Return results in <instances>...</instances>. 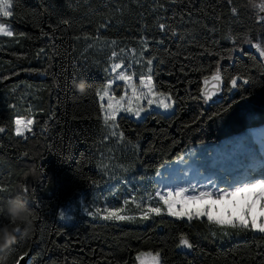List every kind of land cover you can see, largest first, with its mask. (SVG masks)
<instances>
[{"label": "trees", "instance_id": "16d2710c", "mask_svg": "<svg viewBox=\"0 0 264 264\" xmlns=\"http://www.w3.org/2000/svg\"><path fill=\"white\" fill-rule=\"evenodd\" d=\"M261 3L182 0L153 12L156 0H13V15L1 19L15 35L0 36V127L5 128L0 187L7 189L0 200L22 191L36 219L28 237L17 234L16 243L0 254L3 264H15L30 249L29 264H151L148 254L161 250L163 264H264V234L229 230L223 235L215 228L213 236L205 217L189 224L163 209L160 216L141 220L132 206L127 214L136 217L132 221L88 214L104 206L122 208L133 197L163 207L155 200L160 168L238 133L246 132L243 141L259 151L250 130L264 126V61L240 40L264 41V25L257 22L264 16ZM157 15L176 27V36L159 31ZM229 32L238 37L231 59ZM142 35L149 47L145 59L158 57L153 83L177 103L168 115L152 111L140 121L118 117L119 130L138 143L133 148L127 140L118 143V136L105 138L95 91L111 78L112 62L131 65L135 76L147 71L129 58L131 53L140 60ZM112 51L118 59L110 60ZM217 61L224 77L221 98L211 104L193 99ZM238 73L251 82L239 80L230 90L227 81ZM81 78L90 84L83 96L72 87ZM17 118L34 121L23 137L15 135ZM262 170L245 172L258 177ZM114 182L116 191L110 192ZM0 222L6 221L0 217ZM181 233L193 249L177 247Z\"/></svg>", "mask_w": 264, "mask_h": 264}, {"label": "snow or ice", "instance_id": "6c2138e0", "mask_svg": "<svg viewBox=\"0 0 264 264\" xmlns=\"http://www.w3.org/2000/svg\"><path fill=\"white\" fill-rule=\"evenodd\" d=\"M182 0H167V3H162L160 0H156L153 12L157 10L165 9L168 6L176 5L181 3ZM231 3V0H229ZM13 0H0V17H11L13 15ZM260 12L264 13V3L260 4ZM233 15L238 14L237 8H232ZM205 15L207 13L205 12ZM164 17L157 15L156 23L158 29L161 33L167 34L169 31L173 36L177 35L176 27L164 22ZM183 19V16H181ZM258 23L264 25V16H261ZM68 23V21H64ZM105 25L101 24L100 27ZM213 28L211 31H215ZM46 34V33H45ZM0 35L6 37H13L15 34L9 23L0 22ZM20 33V36H23ZM79 39V37H75ZM182 40L184 36L180 37ZM228 39L232 40L233 48L229 50V59L233 58L232 53L238 51L236 44L238 37L232 36L229 32ZM141 42L143 44L142 51L140 53V60L136 63L140 64L141 67H146L147 71L141 72L139 76V84L134 82L135 73L129 74L125 68L122 67L123 61L112 62L111 72L114 73V79H109L106 84L102 87H98L95 91V95L100 99V113L102 114L103 127L108 129V136L117 137L118 143L127 140V143L132 144V141L127 139L126 133L119 130L118 124V114H127L128 117H136L138 119H144L145 115L150 114V110L153 105L157 108H162L164 110H170L173 108V104L177 103L174 97L168 92H161L157 90V86L153 83V68L154 62L158 59L156 56H148L145 59V54L149 51L148 41L141 36ZM242 44H248L251 48L255 49L259 54V59L264 61V41L253 43V41L248 37L244 36L240 40ZM112 45L116 44V41H111ZM93 45H89L92 47ZM43 52V49L40 50ZM121 51H124L121 49ZM135 52V49H132ZM112 58L118 59V54L116 51H112L110 60ZM255 60V57H250ZM143 61V63H141ZM163 63V61H160ZM127 67H131L128 65ZM264 67V65H261ZM119 70V71H118ZM107 71V69H106ZM41 74H47L46 71ZM6 79V77H5ZM251 77L244 73H238L236 75H231L227 81L230 85V90L238 87V81L243 80L244 84L251 82ZM124 82V94L114 95L113 86L114 81ZM55 85V81L53 82ZM224 83V77L222 75V66L220 62L217 61V67L212 72L211 77H204L205 87L200 89L199 97H192L193 99H202L204 103H208L211 98L216 95L217 91L221 90V85ZM107 101L105 105L103 101ZM15 124V135L17 137H23L26 132L32 131V125L34 121L29 118H17L14 121ZM5 132V128L0 127V133ZM141 133H137V141L139 140ZM133 148L138 147L137 144H132ZM262 169H264V164H262ZM226 187L218 188L215 186L213 181H209L208 185H201L197 189L196 185H191L188 188L178 187L175 190L167 189L166 194H161V192H156V197H158L161 206H151L143 205L142 203H137L135 197L131 201L125 200L123 208H115L112 210L105 209L107 213L102 217L104 220H116V221H132L136 217L132 215L125 214L127 211V206L132 203L139 210V218L141 220H148L152 215L160 216L163 209H167V215L170 217H175L178 220L186 219L189 224L194 220H201L202 217H206L213 236L216 235L215 228H218L223 235H228L229 230L234 231H253L264 234V170L261 174L257 176H249L242 180H237L234 182H225ZM5 187H0V193L6 191ZM186 193H191L186 195ZM152 199V197H149ZM176 209V210H174ZM183 209V210H179ZM89 215H99V210L95 213L89 211ZM177 247H183L186 249H193L195 247L194 243L191 242L190 237L181 233L179 235V243ZM22 256H27L28 253L25 251L21 253ZM151 257V264H163L162 250L157 251L154 255L149 253ZM139 259V257H138ZM16 264H20L19 260Z\"/></svg>", "mask_w": 264, "mask_h": 264}, {"label": "rangeland", "instance_id": "374dc122", "mask_svg": "<svg viewBox=\"0 0 264 264\" xmlns=\"http://www.w3.org/2000/svg\"><path fill=\"white\" fill-rule=\"evenodd\" d=\"M1 19L5 20L6 18L0 17V22H3L1 21ZM129 55L130 64H132L133 66L135 65L136 67H141L140 64L136 63V61L139 60L138 57L134 56L131 53ZM141 63L143 62L141 61ZM122 67L125 68V70L129 74L134 73L133 67H125L123 65ZM143 68L144 67H141V69ZM110 73L112 74L110 79H114L115 74L111 72V69ZM139 76L140 75H134L133 77L136 84H139ZM203 87H205L204 83L202 88ZM112 91L114 95H123L124 82L115 80ZM222 92L223 84L221 85V90L217 91L216 95H214L206 104H211L215 101H218L221 98ZM98 101L99 103H101L99 98ZM103 103L106 105L107 101L105 100L103 101ZM152 111H157L168 115L174 111V104L173 108L167 111L162 108H157L155 105H153L150 112ZM120 115L127 116V114H118V117ZM142 115L146 116L147 114ZM130 118L136 121L141 120L134 116ZM106 131L108 134L107 128ZM250 132L255 139L256 146L262 154V158L259 151L252 144H250L249 141H243V137H245L246 132H241L236 136L225 139L218 144L210 145L209 147H205L204 149L193 150V153H191L187 159L181 157L171 164H167L160 168L155 177V180L157 182V191L161 192V194H166L167 189L175 190L178 187L188 188L191 185H196L197 189H199L201 185H208L209 187H213V185L209 184L210 180L214 182L215 186L221 188L219 184L226 185L225 182H234L249 177L250 173L245 172V170L251 171V169H259L262 166V159H264V126L256 129H251ZM202 168L205 170V172L202 170ZM243 168L246 169L243 170ZM226 174H228V176H226ZM109 188L110 192L116 191V183H110ZM188 194L191 193H186V195ZM128 200L131 201L132 199ZM155 200L159 202L156 195ZM147 205L149 204L147 203ZM130 206L135 207V204L130 203V205L127 206V211L125 214H128V208H131ZM123 207H125L124 204ZM105 209L109 208L104 206L102 209L96 208L95 211L99 210V212H101L100 215L104 216L107 214L105 212ZM255 233L261 234L258 232ZM142 260L145 259L142 258Z\"/></svg>", "mask_w": 264, "mask_h": 264}, {"label": "clouds", "instance_id": "9594fccd", "mask_svg": "<svg viewBox=\"0 0 264 264\" xmlns=\"http://www.w3.org/2000/svg\"><path fill=\"white\" fill-rule=\"evenodd\" d=\"M72 87L79 95H87L90 84L85 78L72 81ZM0 254L16 243L17 234L28 237L36 219L34 209L29 207L28 197L21 191L5 200H0ZM0 264L3 260L0 259Z\"/></svg>", "mask_w": 264, "mask_h": 264}, {"label": "water", "instance_id": "95a60500", "mask_svg": "<svg viewBox=\"0 0 264 264\" xmlns=\"http://www.w3.org/2000/svg\"><path fill=\"white\" fill-rule=\"evenodd\" d=\"M221 96H222V94H221ZM180 249H181V251H185V252L188 251V249L183 248V247H181ZM27 253H28L27 256H21L18 259L20 264H29L30 263V260H31V257H32V250L30 249Z\"/></svg>", "mask_w": 264, "mask_h": 264}, {"label": "crops", "instance_id": "0c3cea01", "mask_svg": "<svg viewBox=\"0 0 264 264\" xmlns=\"http://www.w3.org/2000/svg\"><path fill=\"white\" fill-rule=\"evenodd\" d=\"M264 160V159H263Z\"/></svg>", "mask_w": 264, "mask_h": 264}]
</instances>
